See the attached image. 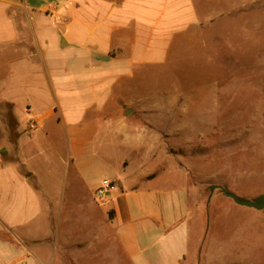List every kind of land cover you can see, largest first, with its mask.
<instances>
[{
  "label": "crops",
  "instance_id": "1",
  "mask_svg": "<svg viewBox=\"0 0 264 264\" xmlns=\"http://www.w3.org/2000/svg\"><path fill=\"white\" fill-rule=\"evenodd\" d=\"M200 23L192 0H0L17 133L0 150V264H81L88 248L110 262L114 247L128 264H200L197 188L161 163L178 132L141 117L154 103L137 82ZM104 178L116 184L98 198Z\"/></svg>",
  "mask_w": 264,
  "mask_h": 264
},
{
  "label": "rangeland",
  "instance_id": "2",
  "mask_svg": "<svg viewBox=\"0 0 264 264\" xmlns=\"http://www.w3.org/2000/svg\"><path fill=\"white\" fill-rule=\"evenodd\" d=\"M192 1L201 23L173 37L147 88L137 78L154 103L141 117L178 132L159 151L197 188L196 214L206 221L200 264H264V209L210 190L222 184L248 199L264 192V0ZM16 136L11 108L0 103V150ZM91 252L81 264H128L116 247L110 262Z\"/></svg>",
  "mask_w": 264,
  "mask_h": 264
},
{
  "label": "water",
  "instance_id": "3",
  "mask_svg": "<svg viewBox=\"0 0 264 264\" xmlns=\"http://www.w3.org/2000/svg\"><path fill=\"white\" fill-rule=\"evenodd\" d=\"M214 186H217L226 197L231 198L235 203L239 205L247 206L249 208H254L257 210L264 209V192L256 195L252 199H248L247 197L238 195L237 193L228 190L222 184L211 185L210 190H212ZM210 198H211V195L209 196V200Z\"/></svg>",
  "mask_w": 264,
  "mask_h": 264
},
{
  "label": "built area",
  "instance_id": "4",
  "mask_svg": "<svg viewBox=\"0 0 264 264\" xmlns=\"http://www.w3.org/2000/svg\"><path fill=\"white\" fill-rule=\"evenodd\" d=\"M36 128V121L34 119L28 118L26 121V130H34ZM115 181L109 178L102 179L101 183L95 190V195L98 198H102L105 194L112 188L115 187Z\"/></svg>",
  "mask_w": 264,
  "mask_h": 264
},
{
  "label": "trees",
  "instance_id": "5",
  "mask_svg": "<svg viewBox=\"0 0 264 264\" xmlns=\"http://www.w3.org/2000/svg\"><path fill=\"white\" fill-rule=\"evenodd\" d=\"M2 152H5V150H4V151H2Z\"/></svg>",
  "mask_w": 264,
  "mask_h": 264
}]
</instances>
